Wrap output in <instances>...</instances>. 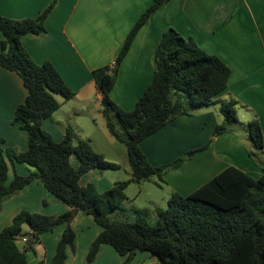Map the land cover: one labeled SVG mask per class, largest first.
Masks as SVG:
<instances>
[{"label":"trees","instance_id":"trees-1","mask_svg":"<svg viewBox=\"0 0 264 264\" xmlns=\"http://www.w3.org/2000/svg\"><path fill=\"white\" fill-rule=\"evenodd\" d=\"M167 0L153 2L138 17L111 65L92 71L93 80L101 93V112L108 131L126 146L131 177L118 180L111 188L98 192L94 184L80 185L79 178L88 170L117 169L119 165L107 161L93 149L89 140L72 143L67 129L60 141L42 128V119L59 108L54 94L70 99L74 92L66 85L54 65L45 60L36 63L21 43L25 34L45 31L44 21L55 0L37 16L12 19L0 15V66L14 71L22 80L27 95L17 106L13 121L20 122L27 132L25 151L3 148L0 137V207L1 202L39 179L54 197L70 209L57 216L19 211L10 225L0 231V264H30L28 247L20 249L18 236H26V224L32 237L28 245L39 240L44 232L57 225L66 227L56 245L52 264H65L66 249H75V233L69 222L76 211L93 217L101 231L89 246L86 260L92 261L101 244H108L125 256L121 264H128L137 251H146L162 264H264V169L259 177L228 166L206 183L187 195L173 193L165 208L156 210L155 222L138 214L132 221L111 219L110 213L125 199V189L132 181H144L153 176L162 180L165 169L176 166L183 158L166 166H153L140 148V142L162 128L180 114L210 105L222 93L230 76V69L217 56L207 54L191 39H185L173 28L166 30L155 49L154 74L132 110L120 108L110 97L117 68L131 42L150 14ZM236 101L220 102L222 122L214 128V135L228 130L238 121ZM114 116L123 136L111 119ZM253 146L264 148V136L259 122H248ZM198 148L186 153L192 155ZM74 154L77 168L70 163ZM7 160L12 166L22 163L34 171L14 177L7 182ZM23 233V235H22ZM25 243V244H26ZM34 264H44L38 261Z\"/></svg>","mask_w":264,"mask_h":264},{"label":"crops","instance_id":"crops-1","mask_svg":"<svg viewBox=\"0 0 264 264\" xmlns=\"http://www.w3.org/2000/svg\"><path fill=\"white\" fill-rule=\"evenodd\" d=\"M51 1L0 0V15L12 19L32 18ZM152 2L55 0L44 21L45 31L21 37L30 57L36 63L50 61L74 92L68 100L54 94L59 108L42 119V128L55 141H60L70 129L73 144L89 140L93 149L104 157V149L94 147V136L101 138L102 145L114 146V141H119L106 126L101 112V93L92 71L114 62L126 35ZM169 28L191 39L207 54L220 58L230 69V76L225 90L214 98L218 106L210 108L211 103L189 114H180L140 142L142 152L153 166H166L184 157L162 174L161 181L167 189L164 200L168 201L173 193L193 192L228 166L259 177L264 169V148H256L262 153L261 159L259 152L251 151L248 140L241 134L229 130L219 135L213 132L223 119L220 102L232 99L237 102L236 112L247 114V123L258 120L264 136V0H167L162 3L140 27L117 68L110 97L120 108L132 110L152 81L155 49ZM2 38L0 32V44ZM26 95L19 75L0 66V137L4 139V149L10 147L21 152L28 147L26 130L21 128L20 122L13 121L15 109L24 102ZM111 119L123 134L115 117ZM204 146L186 156L189 151ZM70 163L77 168L80 161L72 154ZM7 166V182L15 172L25 175L34 171L22 163L12 166L8 160ZM115 181L118 180H107L95 168L79 178L80 185L93 183L100 192L111 188ZM69 209L39 179H34L1 202L0 231L10 225L21 210L57 216ZM66 226V223L59 224L52 231L42 233L33 246L26 243L31 250L27 251L28 262L34 264L42 260L44 264H52L56 245ZM69 226L75 233V249L67 247L65 264H121L124 261L125 256L108 244L99 246L92 261L86 260L90 244L101 231L91 215L76 211ZM22 232L24 235L30 233L26 224ZM159 263L162 264L149 252L137 251L128 264Z\"/></svg>","mask_w":264,"mask_h":264},{"label":"rangeland","instance_id":"rangeland-1","mask_svg":"<svg viewBox=\"0 0 264 264\" xmlns=\"http://www.w3.org/2000/svg\"><path fill=\"white\" fill-rule=\"evenodd\" d=\"M66 104H69V102H67ZM216 106H218V103L216 102V100H214L210 108H215ZM58 114H60V112H58ZM236 114L238 121L231 124L228 130L234 132L235 134L236 132L241 134L246 140H248V143L251 146V151H253L254 153H256V151L259 152L262 159V153L253 146L248 130V123L245 121L247 114L244 111H238L236 112ZM221 122L222 121H220V123ZM119 128L123 133L122 135L125 136L124 130L121 128V126ZM114 142V146L102 145L101 138H99L98 136H94L93 143L95 149H104L106 153L105 159L119 165V168L117 169H110L105 171H98L97 169V172L103 173L107 180H125L130 178V167L128 163L126 146L121 141ZM74 144L76 143L74 142ZM166 191L167 189L164 186L163 182L156 176L140 182L132 181L125 189L126 199L116 209H114L109 216L111 219L132 221L138 214H143L146 216L148 222L153 224L156 220V210L158 208H165L167 206V201L164 200ZM19 237L21 236H18L17 238ZM17 242H19L17 245L20 249H23L24 246H27L19 239L17 240ZM34 244L35 242L30 243L31 246H33ZM28 251L31 250L28 249Z\"/></svg>","mask_w":264,"mask_h":264},{"label":"built area","instance_id":"built-area-1","mask_svg":"<svg viewBox=\"0 0 264 264\" xmlns=\"http://www.w3.org/2000/svg\"><path fill=\"white\" fill-rule=\"evenodd\" d=\"M22 243H26L27 242V236H21L18 238Z\"/></svg>","mask_w":264,"mask_h":264},{"label":"water","instance_id":"water-1","mask_svg":"<svg viewBox=\"0 0 264 264\" xmlns=\"http://www.w3.org/2000/svg\"><path fill=\"white\" fill-rule=\"evenodd\" d=\"M32 233H28L26 236L28 237V238H30V237H32Z\"/></svg>","mask_w":264,"mask_h":264}]
</instances>
